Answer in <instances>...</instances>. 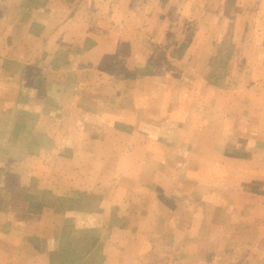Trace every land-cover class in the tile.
Here are the masks:
<instances>
[{
    "label": "crops",
    "instance_id": "1",
    "mask_svg": "<svg viewBox=\"0 0 264 264\" xmlns=\"http://www.w3.org/2000/svg\"><path fill=\"white\" fill-rule=\"evenodd\" d=\"M261 171L264 0H0V264H183L168 174Z\"/></svg>",
    "mask_w": 264,
    "mask_h": 264
},
{
    "label": "rangeland",
    "instance_id": "2",
    "mask_svg": "<svg viewBox=\"0 0 264 264\" xmlns=\"http://www.w3.org/2000/svg\"><path fill=\"white\" fill-rule=\"evenodd\" d=\"M168 175L176 180L166 182L163 195L155 189L160 197H151L155 205L148 206L150 220L142 222L141 227L152 233L156 229L176 230L177 236L166 237L176 240V248L180 245L184 250L190 243L197 244L194 252L181 253L186 262L183 264H264V171L256 174L255 184L249 187L229 181L235 175L210 174L222 178L217 182L221 185L211 190L193 187L194 179L184 173ZM205 175L195 173L191 177L204 183ZM180 176L181 190L177 188ZM154 182L157 185L156 179ZM177 192L178 204L173 203ZM134 224L137 228L139 222Z\"/></svg>",
    "mask_w": 264,
    "mask_h": 264
},
{
    "label": "trees",
    "instance_id": "3",
    "mask_svg": "<svg viewBox=\"0 0 264 264\" xmlns=\"http://www.w3.org/2000/svg\"><path fill=\"white\" fill-rule=\"evenodd\" d=\"M45 1V0H44ZM34 2V1H33Z\"/></svg>",
    "mask_w": 264,
    "mask_h": 264
}]
</instances>
